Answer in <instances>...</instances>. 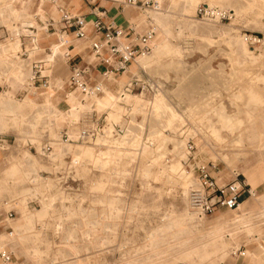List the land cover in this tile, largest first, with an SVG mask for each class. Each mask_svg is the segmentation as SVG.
I'll list each match as a JSON object with an SVG mask.
<instances>
[{
    "label": "rangeland",
    "instance_id": "1",
    "mask_svg": "<svg viewBox=\"0 0 264 264\" xmlns=\"http://www.w3.org/2000/svg\"><path fill=\"white\" fill-rule=\"evenodd\" d=\"M211 1L223 3V0H160L162 9L171 10L169 21L164 24L169 39L160 49L150 46L141 64L131 67V63L128 67L133 68L134 77L143 85L128 91L142 93L143 97L127 101L121 96L120 88L129 82L128 79L120 84L126 70L115 74V81L105 78L106 82L91 71L103 83L101 92L95 96L101 101L105 98L103 102L111 94L121 99L109 103L113 105L110 114L105 113L108 111L105 108H97L101 102L97 97L93 101L95 96L87 95L85 100L86 94L68 85L65 56L49 67L45 73L47 85L55 84L58 77L64 90L73 91L81 104L93 96L94 107L73 117L78 129L89 125L102 130L86 139L75 140L73 135H67L70 140H64L61 133L67 131V126L62 125L60 130L48 127L49 122L39 114L40 104L25 99L31 89L26 84L31 75L29 67L35 60L41 64L39 59L49 51L46 44L44 49L29 55L21 35L22 49H12L24 58L26 65L19 66L20 70L14 66L12 74L25 84L22 86L11 78L18 87L7 89L0 73V95L5 98L11 95L18 101L14 109L5 111L0 126V244L12 250L17 264H125L126 259L146 253L150 234L158 230L164 234L182 231L187 223L181 215L193 213L186 203L187 187L182 190L175 174L181 170L184 181L189 173L180 166L178 170L173 167L176 173L172 169L168 174L158 172L156 179L153 175L160 164H169L176 148L183 147L185 157L184 142L188 138L194 144L196 160L217 161L218 173L226 178L231 170L238 171L253 194L246 197L249 200L246 207L242 204L238 211L220 208L203 217L193 214L196 219L193 238L203 239L205 248H198L188 258L170 254L160 264H221L231 258V249L244 243L248 249L243 259L248 256L262 259L264 241L255 238L264 232V216L254 211L264 207L261 193L264 192V0H234L242 8L237 15L229 5L222 4L220 8L231 13L225 20L203 19L194 13L197 4ZM184 4L188 16L182 12ZM61 6L71 8L66 3ZM126 7L143 15L150 12L136 6ZM130 18L137 24L136 18ZM59 19V11L57 18L48 19L50 40L58 37L62 25ZM190 20H196V24ZM9 22L11 25L0 19V42L13 37L12 27L21 24L14 18ZM154 36L155 42L161 40L156 31ZM236 36L247 46L245 56L235 50ZM86 49L78 53L84 58L94 57ZM251 51L259 54L256 60L248 58ZM45 88L32 86L34 92ZM44 97L38 95L34 99ZM212 106L224 107L228 112L238 110L239 117L247 119V127L235 131L221 127L217 113L214 117L209 115ZM16 115L20 116L19 128L13 119ZM36 116L38 123L32 128L30 123ZM112 125L120 128L119 134L110 133ZM216 127L221 132H212ZM58 131L60 135H56ZM28 136L39 140L31 142ZM141 136L150 143L143 155L134 150V142ZM59 139L71 144L65 145L55 158L47 156L53 150L52 141ZM47 143L52 146L50 150H45ZM150 156L160 161L152 163ZM31 169L40 172L39 181L33 182L27 175ZM5 200L12 202L15 210L14 217L8 220L2 219L3 208L11 206L4 204ZM241 213L247 214V227L235 222ZM224 215L226 218L216 221ZM18 218L21 220L16 223ZM168 221L170 224L165 227Z\"/></svg>",
    "mask_w": 264,
    "mask_h": 264
},
{
    "label": "built area",
    "instance_id": "2",
    "mask_svg": "<svg viewBox=\"0 0 264 264\" xmlns=\"http://www.w3.org/2000/svg\"><path fill=\"white\" fill-rule=\"evenodd\" d=\"M124 5H135L140 9L158 10L161 6L160 0H122ZM60 26L63 31L68 27H72L75 37H83L84 32V16L81 13L70 12L63 6H59ZM93 18L90 21L91 35L88 42L89 52H92L97 60V64L102 65L100 75L106 78L109 73L122 72L126 66L134 60L136 56L145 55L149 52V41L154 34V28L149 23L142 31H135L132 26L122 27L112 18L106 16L104 7H93L91 11ZM194 13L203 19L208 20H225L229 19L231 13L216 6H208L197 4ZM249 40L255 38L247 37ZM68 61L67 83L79 92L88 95H94L101 92V84L99 80L90 81L89 69L87 64L80 65L77 62L71 61V56L65 54ZM32 73L29 77L28 86H47V74L42 73L38 60L32 62ZM139 79L131 76L128 83L124 85L125 90H130L133 86L141 83ZM93 112V111H92ZM115 125V124H114ZM112 125L109 129L110 133L119 134L120 128ZM119 131V132H118ZM102 133L101 129H96L95 126L85 125L79 129L78 139H86L96 134ZM64 140H70L66 132L61 133ZM51 144L45 145V150L51 149ZM185 157L182 159V169L189 173L190 182L186 190L187 207L196 217H203L211 214L213 211L224 208L234 209L242 200L241 196L248 197L253 194L244 178H241L239 172L231 170L229 178L222 179L221 173H218L217 161L196 160L194 158V144L188 138L184 142ZM7 209L3 208L4 215L2 219L8 220L14 217V206L9 204L8 200L4 201ZM2 214V213H0ZM1 220V218H0ZM231 254L244 255L245 249L235 247L230 250ZM0 264H17L14 259L12 250L0 244ZM178 264H184L178 262Z\"/></svg>",
    "mask_w": 264,
    "mask_h": 264
},
{
    "label": "bare ground",
    "instance_id": "3",
    "mask_svg": "<svg viewBox=\"0 0 264 264\" xmlns=\"http://www.w3.org/2000/svg\"><path fill=\"white\" fill-rule=\"evenodd\" d=\"M258 2H260V1H258ZM222 4L229 5L232 8L231 10H232V13L234 15H237L238 13H240L242 11V8L238 7V5L234 2V0H223V3H219L218 1H211L208 4L206 2L204 5L217 6L220 8V6ZM181 9H182L183 14L185 16H188L187 14H188L189 10L185 4L182 6ZM170 12L171 11H161L159 9L153 10V25L155 26V28L157 27V29L159 30V35L161 36L160 41H158V42L154 41V43L151 45V47L154 50L162 48L164 46L165 42L169 39V36H168L169 32H168V30L165 29L164 24L169 21L168 16L171 14ZM190 21L192 23L196 24V20H190ZM28 24H31V22H29V21L23 22L20 28L15 29L13 37H11V39L18 41L19 44L17 46H21L22 40L20 39V35H23L25 38V43H26L25 46L27 48H30V49L39 48V46H38V40L40 39V36L38 37L39 33L35 34L33 31L29 30ZM45 27H46V23L43 27L40 28V30L46 29ZM11 39H9L7 41L8 46L11 44ZM57 39H58V41L53 43V44L47 43L48 44L47 46L51 49L50 50L51 55L49 54L48 56H45L44 58L39 60L41 62L40 68H41L43 73H46L49 70V67H51V65L54 63L55 59L63 56V50H62L63 37H62V35L61 34L59 35V33H58ZM4 43L0 42V48H3ZM233 45L235 47V50L238 51L240 53V55L245 56V51L247 49V46L245 45V42H243L242 38H240L239 36H236L233 39ZM151 47H150V49H151ZM149 52H150V50H149ZM140 56H142V55H140ZM258 57H259V54H255L254 51H251V54L248 58L253 61V60H256ZM135 58H134L135 63L138 65V64L142 63V61L144 60L145 57L143 55L139 59H135ZM133 61H131L123 71L128 69V67L130 66L131 63H133ZM29 70L32 73L31 66L29 67ZM133 74L134 73L132 72V74L129 77L123 78L120 81V84L122 83V81H124L123 84L125 82H128V79H130V77ZM6 75H7V72H6ZM216 76H218V75H216ZM7 77H8V75H7ZM106 78L108 80L113 81V80H116V75L114 73H110L109 75H107ZM217 78H219V77H217ZM15 80L20 85L22 83H25V81H23L21 79H15ZM100 84L103 85L102 82ZM16 87H18V85L14 83L13 89ZM106 88H108V87H106ZM120 89H121V96L128 98L127 101L139 99L138 96L140 94L137 95L133 92L125 90L123 87H121ZM33 90L34 89H32V87H31V89H28V92H27L25 99L27 101H29L30 103L37 102L40 104L42 111L39 114H43L45 121L49 122L47 124V126L52 128V129H59L60 130L62 125L65 124L67 126V131H66L67 135L68 136L73 135L75 140L78 139L79 129H78V127L76 128V126H74L75 120L73 117H77L80 113L84 112V110H86V109L93 108L94 105L92 104L93 103L92 100L94 101V98L96 99V97H97L98 98L97 100L101 101L100 100L101 98H99V96L94 95L95 97L92 96L93 99H92V97H89V101L85 102L84 104H81L80 100L77 98V96L74 93L70 94L68 91H65L66 89L64 90L63 85L59 81V78H57V81L55 84L50 83L49 85L46 86L45 89H42L39 92H34ZM38 95H41V96L44 95L45 97H44V99L42 98L41 100L38 101V100L34 99V97H36ZM87 95L88 94H86V96H84V98L87 97ZM140 96L143 97V94L141 93ZM85 100H87V98H85ZM103 100L100 103H98L97 108H105V110H108V111H105V113L107 112L108 114H110L111 113L110 111H113V108H112L113 105H111L112 103L111 104H109V103L112 100H113V102H116V101L121 100V99L119 96H115V95L111 94V95L107 96V98L104 102H103ZM17 103H18V101L15 100L11 95L6 97V98H5V96L0 95V126H3V119L5 118V111L14 109L15 105ZM94 104H95V102H94ZM63 106H66V107L64 109H62ZM96 106H97V104H96ZM219 106L221 107V105H219ZM220 107L212 106V108H209V115H210V117H214L215 113H217V116L216 115L215 116L217 117V120L219 118H221L220 119L221 120V127L225 128V129H230L232 131L247 127V125H248L247 119L245 120V118H244V120H243V117L242 118L239 117V115H238L239 111L238 110H237V112L236 111L228 112L224 109L223 106H222L223 108H220ZM236 108H238V107H236ZM205 109H206V106L203 108V110H205ZM110 117H112V116H110ZM19 118H20L19 115L13 116V119L16 121V127L17 128H19V124H17V122L19 121ZM146 119H149V118L146 117ZM37 123H38V117L36 116L35 120L30 123V127L35 128ZM149 125H151V123H149ZM151 128H150V131L152 130ZM216 128H217V130L216 131L213 130L212 132H214V133L215 132H221L218 129V127H216ZM154 129H153V131H154ZM151 133H152V131H151ZM56 135H60V132L58 131L56 133ZM229 135H230V133H229ZM258 135L261 138L263 135V131L262 130L259 131ZM27 139L30 140L31 142H33L34 140H39L38 138L31 137V136H28ZM52 144L54 145L53 150L49 153L47 152V156L55 158V157H57V155H59L61 152H63V150L65 149V145H69L71 143L59 139V140L52 141ZM149 144L150 143H148V141L146 139H144V137L142 138V136H141L139 141L134 142V146H136V147H134V150H136L137 152H141L142 153L141 155H143L147 150V145H149ZM175 145L176 144L174 143V146ZM206 145H209V142H206ZM172 146H173V144H172ZM147 155H150V153ZM183 155H184L183 147L180 149L176 148L174 150V152L171 153L169 164H165V165L160 164L158 166L159 169L156 171V175L155 174L153 175V178L156 179V177L158 176V172H160V171H161L160 173L166 174L167 172L169 173V171H172L173 167L178 170L179 167L181 166L179 159ZM150 157H151L152 163L153 162L158 163L160 161V160H157L156 157H152V156H150ZM26 158L29 159L30 158L29 155L26 154ZM148 160L149 159H147V161ZM175 169H173L174 172L176 171ZM180 171L181 170H179L177 172V174H175L176 172L174 174L178 178L177 180L179 182V186L182 188V190H184V188L188 186V184L190 182V178L188 177L187 179H185L183 181V174ZM27 175L31 178V180L33 182L39 181V178L42 176L40 174V172L35 171L34 169L29 170L27 172ZM242 204H243V201L242 202L240 201L236 208L229 209V210H231V211L237 210L238 211V210H240V207ZM254 213H258V214H261L264 216V207H261V209L254 211ZM238 215H239V216H237L238 219L235 222H238V224H240L244 227L245 226L247 227L248 221H247V218L245 216L247 214L241 213ZM181 217H182V220L187 223V226L182 231L179 232L177 230L175 232L171 231V232H168V234H164L163 230H158L156 233L150 234L149 240H147V243L145 244V249L147 250L146 253H143L142 255H140L138 257L136 256L133 258L126 259L125 264H160L163 261L162 259H165L166 256H169L170 254L183 256V257L188 258L191 255H193L194 253H196V250L198 248L204 249L205 243L203 242V239L200 238L199 240L195 241L193 238V236L195 235V232H196V226H195L196 219L193 216V214L186 212V213H183L181 215ZM20 220H21V218H18L16 223H18ZM168 224H170L169 221L165 224V227H168L169 226ZM216 228H218V227H215L214 230H218ZM169 230H170V228H169Z\"/></svg>",
    "mask_w": 264,
    "mask_h": 264
},
{
    "label": "crops",
    "instance_id": "4",
    "mask_svg": "<svg viewBox=\"0 0 264 264\" xmlns=\"http://www.w3.org/2000/svg\"><path fill=\"white\" fill-rule=\"evenodd\" d=\"M64 3L71 5V8L68 9L70 12H74V13L76 12V13L83 14L84 19H85V22L83 25L85 35L83 37H75L72 32L73 30L72 27H68L66 29L69 31V33L66 30L63 31L61 29L59 33H63L61 34L63 37V47H62L63 56L62 57H64L65 54L67 53L69 54V56H71V61L77 62L80 65L87 64V67L89 69L88 74L90 76V81L96 80L95 77L91 75V71L96 76L99 75L100 70L102 69V65L97 64V60H95L96 59L95 57H89L90 62H88L87 60L89 58L82 57L78 53V51L84 48H87L86 50L87 52H89L88 42L90 38L93 37V35H91V26H90V21L93 18V14L91 12L93 10V7H104L106 10V16L112 18L116 23L120 24V26L122 27L132 26L135 31L140 32L145 28V26H143L144 24H146L147 26L148 23H150L153 26L154 31L159 33V30L157 29V27L155 28V26L153 25V10H150V12L146 15H143L142 13H134V11L131 8H127L126 7L127 5H124L122 3V0H82V2L80 3H79V0H0V19L1 21L8 23V24H10L9 21L11 18L19 19L21 24L19 26H13L12 27L13 30L20 28L23 22H28V21L31 22V24H28V29L33 31L35 34L39 33L38 37L40 36V39L38 40L39 48L30 49L25 46L29 55H31L38 50L44 49V45H46L47 43L53 44L58 41L57 38L55 40H50L47 37L49 34L48 24L50 23V22L48 23V19L49 17L57 18L58 11H59L58 7L59 5L61 6V4H64ZM129 6H135V5H129ZM159 10L171 11V10H164L162 9L161 6ZM130 17L136 18L137 24H134V22L131 20ZM39 20L42 23H40ZM45 23H46V27H45L46 29L40 30V28L43 27ZM20 39L22 40L21 35H20ZM8 40L9 39L2 41V43L4 42L5 43H4L3 48H0V73L3 77L5 84L8 87L7 89L9 88L12 89L14 87V83L12 82L11 78L15 79V77L12 74V71L14 70V66L18 67L20 70L21 68L19 66L26 65V64L23 60L24 58L19 56L18 52L12 49V48L22 49V43H21V46H17L19 42L11 39V44L8 46V43H7ZM154 40H155V36L153 34L149 42L150 46L154 43ZM24 44L26 45V43ZM47 48H48L47 51L49 52L45 51L47 53H45L42 58H44L45 56H48L49 54L51 55V51H50L51 49L48 46ZM76 55L79 56L78 60L74 59ZM64 59L66 60V56ZM57 60H59V58L55 59L54 63L51 66H53L57 62ZM66 62H67V69H68V61L66 60ZM136 65L137 64L135 63V60H134L131 67L133 66L135 67ZM6 72H7L8 77L6 75ZM132 72H133V68L126 69V71L123 72L124 76L122 77L123 78L129 77L132 74ZM115 74H118V73H115ZM102 80L106 82L104 78H102ZM23 84L25 83H22L21 85L23 86ZM112 86H115V84H112ZM68 92L70 94L74 93L73 91H70V90ZM248 178L250 179V176ZM222 179H226V177L222 175ZM244 180L246 182L245 178ZM261 193L263 194L264 192H261ZM244 196L245 195L241 196V199H242L241 202L243 201V206L246 207L247 202H249L248 198L250 197L246 198ZM244 198L246 199L243 200ZM220 214L222 215V214H227V213H220ZM224 218H226L225 215L221 216L216 221H219L220 219H224ZM260 237L263 238V241H264V232H261L260 235H258V237H256L255 239L259 240ZM238 247L244 248L245 250L248 249L245 243L239 244ZM262 248L264 251V244L262 245ZM229 254L231 258L228 260L222 261L221 264H264V259H263L264 252L261 253L262 259L260 257H257L256 259H250V256H248L246 259H243L245 254L244 255L231 254V253Z\"/></svg>",
    "mask_w": 264,
    "mask_h": 264
}]
</instances>
